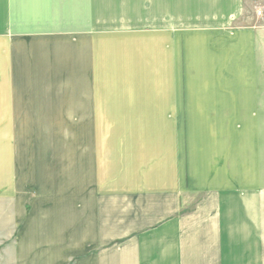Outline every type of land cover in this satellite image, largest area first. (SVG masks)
I'll use <instances>...</instances> for the list:
<instances>
[{
  "label": "crops",
  "instance_id": "1",
  "mask_svg": "<svg viewBox=\"0 0 264 264\" xmlns=\"http://www.w3.org/2000/svg\"><path fill=\"white\" fill-rule=\"evenodd\" d=\"M179 1L210 17L174 45L173 0L164 4L147 167L140 142L102 133L69 135V148L40 151L35 168L22 152L20 175L36 180L40 214L35 264H264V25L232 26L263 0ZM18 3L0 0V13ZM16 88L0 85V126L28 122ZM88 111L84 124L104 123L91 103ZM6 170L4 189L17 188Z\"/></svg>",
  "mask_w": 264,
  "mask_h": 264
},
{
  "label": "rangeland",
  "instance_id": "2",
  "mask_svg": "<svg viewBox=\"0 0 264 264\" xmlns=\"http://www.w3.org/2000/svg\"><path fill=\"white\" fill-rule=\"evenodd\" d=\"M166 1L25 0L14 4L10 13H0V85L17 87L14 105L28 113L22 119L27 123L0 126V149L11 152L10 158L0 157L8 159V167L0 168V264L36 261V180L20 175L23 151L28 154L25 161L32 160L35 168L40 151L54 145L69 148V135L102 133L110 143L140 142L136 155L141 167H147L143 144L154 132L149 118L157 111L150 103V88L155 90L164 80L153 70L165 49L156 40L165 38ZM244 10L232 26L264 25V0ZM170 11L174 45L181 35L195 34L203 17H210L181 6L179 0H173ZM98 85L106 92L88 91H97ZM260 86L264 95V69ZM18 87L24 91L17 92ZM89 103L95 121L103 117L104 123L84 124ZM5 169L19 176L12 192L4 189Z\"/></svg>",
  "mask_w": 264,
  "mask_h": 264
},
{
  "label": "built area",
  "instance_id": "3",
  "mask_svg": "<svg viewBox=\"0 0 264 264\" xmlns=\"http://www.w3.org/2000/svg\"><path fill=\"white\" fill-rule=\"evenodd\" d=\"M258 13H259V11H258Z\"/></svg>",
  "mask_w": 264,
  "mask_h": 264
}]
</instances>
